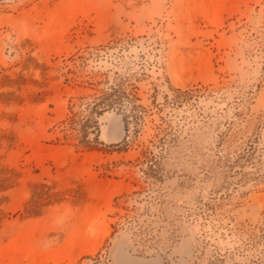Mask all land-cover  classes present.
<instances>
[{
	"label": "rangeland",
	"instance_id": "obj_1",
	"mask_svg": "<svg viewBox=\"0 0 264 264\" xmlns=\"http://www.w3.org/2000/svg\"><path fill=\"white\" fill-rule=\"evenodd\" d=\"M0 264H264V0H0Z\"/></svg>",
	"mask_w": 264,
	"mask_h": 264
},
{
	"label": "bare ground",
	"instance_id": "obj_2",
	"mask_svg": "<svg viewBox=\"0 0 264 264\" xmlns=\"http://www.w3.org/2000/svg\"><path fill=\"white\" fill-rule=\"evenodd\" d=\"M120 134V133H119ZM121 135V134H120Z\"/></svg>",
	"mask_w": 264,
	"mask_h": 264
}]
</instances>
